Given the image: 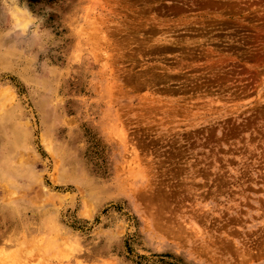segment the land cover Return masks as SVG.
<instances>
[{"label":"rangeland","instance_id":"1","mask_svg":"<svg viewBox=\"0 0 264 264\" xmlns=\"http://www.w3.org/2000/svg\"><path fill=\"white\" fill-rule=\"evenodd\" d=\"M0 264H264V0H0Z\"/></svg>","mask_w":264,"mask_h":264}]
</instances>
